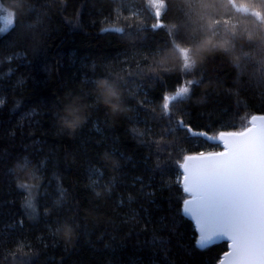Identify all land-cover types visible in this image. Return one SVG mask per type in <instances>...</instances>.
I'll list each match as a JSON object with an SVG mask.
<instances>
[{
  "label": "trees",
  "instance_id": "trees-1",
  "mask_svg": "<svg viewBox=\"0 0 264 264\" xmlns=\"http://www.w3.org/2000/svg\"><path fill=\"white\" fill-rule=\"evenodd\" d=\"M163 2L157 17L148 0H0L15 14L0 33V264H218L229 249L198 246L182 166L264 114V0Z\"/></svg>",
  "mask_w": 264,
  "mask_h": 264
},
{
  "label": "snow or ice",
  "instance_id": "snow-or-ice-1",
  "mask_svg": "<svg viewBox=\"0 0 264 264\" xmlns=\"http://www.w3.org/2000/svg\"><path fill=\"white\" fill-rule=\"evenodd\" d=\"M153 3L158 4L155 16L159 17L164 2L153 0ZM14 21V13L10 20L0 8V33L14 29ZM177 50L183 59V69L190 70L194 62L188 50ZM257 67L260 82L264 83V62H257ZM105 90L110 96L116 95L111 85ZM188 92L189 87L184 86L174 96L165 97L164 113L170 114V103L180 102ZM110 102L117 106L120 103L118 100ZM242 119L246 122L242 131L221 133L220 138L225 140L224 152L186 157L184 191L191 199L185 200L184 212L194 217L199 225L200 247L218 238L226 237L231 241V251L221 264H264V116ZM178 124L185 126L182 120ZM74 224V220L68 221L70 230Z\"/></svg>",
  "mask_w": 264,
  "mask_h": 264
},
{
  "label": "water",
  "instance_id": "water-1",
  "mask_svg": "<svg viewBox=\"0 0 264 264\" xmlns=\"http://www.w3.org/2000/svg\"><path fill=\"white\" fill-rule=\"evenodd\" d=\"M254 116H264V114H256V115H254ZM250 126V125H249ZM243 130V129H242ZM242 130H238V131H228V132H222V133H230V132H239V131H242ZM220 135H221V133L219 134V136L216 138V140L222 145V147H223V149H221V150H218V151H210V152H203V154H205V155H208V154H210V153H221V152H224L225 151V140H222L221 138H220ZM227 139V138H226ZM201 153H197V154H190V155H188V156H199ZM187 156V157H188ZM186 163V158H185V160H184V163H183V165ZM184 167L182 166V173H183V178H182V182H183V185H184ZM187 195H188V198H186V200H190L191 199V196L187 193V192H185ZM184 207H185V204H184V206H183V212H184ZM184 214L187 216V217H189L191 220H193V222H194V224H195V226H196V229H197V232H198V241H199V239H200V230H199V225L197 224V221L195 220V218L194 217H192L191 215H189V214H186L185 212H184ZM198 241H197V244H198ZM223 241H228L229 242V249L223 254V256H222V258L220 259V261L218 262V264H221V261H223V260H225V257H226V254L228 253V252H230L231 251V241L230 240H228L226 237L225 238H218V239H214L213 240V242H211V243H209L208 245H211V244H213V243H218V242H223ZM207 245V246H208ZM198 246H199V244H198Z\"/></svg>",
  "mask_w": 264,
  "mask_h": 264
},
{
  "label": "rangeland",
  "instance_id": "rangeland-1",
  "mask_svg": "<svg viewBox=\"0 0 264 264\" xmlns=\"http://www.w3.org/2000/svg\"><path fill=\"white\" fill-rule=\"evenodd\" d=\"M148 6H149V9L151 10V12L155 15V11H156V8L158 7V4L153 3V0H148ZM163 9H164V7L160 9V14L162 13ZM181 48H183V47H181ZM183 49H186V48H183ZM187 50H188V55H189L190 60L193 61L194 64H195L194 53L191 52L189 49H187ZM193 67L190 70H185V73L188 74L189 72H191L193 70ZM189 82H192V80L186 76L184 82L180 85V87L178 88L177 91H179L184 86H188L189 87V90H190V84H189ZM176 92L168 94L167 97L174 96L176 94Z\"/></svg>",
  "mask_w": 264,
  "mask_h": 264
}]
</instances>
